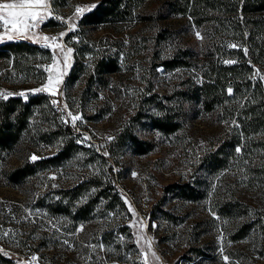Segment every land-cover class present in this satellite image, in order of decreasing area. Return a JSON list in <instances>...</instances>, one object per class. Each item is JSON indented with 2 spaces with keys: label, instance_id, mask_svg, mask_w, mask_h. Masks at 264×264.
<instances>
[{
  "label": "rangeland",
  "instance_id": "374dc122",
  "mask_svg": "<svg viewBox=\"0 0 264 264\" xmlns=\"http://www.w3.org/2000/svg\"><path fill=\"white\" fill-rule=\"evenodd\" d=\"M101 1L49 0L34 31L60 48L0 41L29 45L0 58V97L41 98L20 141L0 153V252L8 264H264V129H240L230 86L213 104L195 91L219 66L243 65L238 28L163 16L164 0H134L123 16L85 24ZM173 58L182 65L161 64ZM104 61L115 70L98 69ZM247 65L240 81L264 87V59ZM60 72L56 95L34 91ZM160 112L178 128H155ZM66 143L56 166L8 180Z\"/></svg>",
  "mask_w": 264,
  "mask_h": 264
},
{
  "label": "trees",
  "instance_id": "16d2710c",
  "mask_svg": "<svg viewBox=\"0 0 264 264\" xmlns=\"http://www.w3.org/2000/svg\"><path fill=\"white\" fill-rule=\"evenodd\" d=\"M132 3L134 0H102L92 11L84 15V23L92 25L123 16L132 7ZM161 9L160 13L163 16L168 12H178L192 18L196 24L208 22L213 25L218 19L219 24L228 23L231 27L238 28L235 31H239L244 42V46L239 48L240 56L244 60L243 65L234 63L219 66L206 76V81L195 91L199 92V95H205L213 104L220 96L225 97L226 88L230 86L232 97L238 98L239 101L237 120L240 129L246 131L247 127H251L254 133L264 129V87L255 84L251 89L250 82L240 81L241 79L246 81V72L242 73L244 63L249 64L247 69L250 72L253 64H258L259 59H264V0H164ZM28 47L29 45L24 41L3 43L0 46V58L10 52L17 55L23 54L29 49ZM110 63V61H104L98 64V69L107 68L108 72H112L115 66ZM161 64L166 69H170L182 65V61L173 58ZM40 99V97L29 96L24 101L21 96L0 97V153L10 150L20 141L23 131L28 128L32 106L39 104ZM151 123L155 128L167 133L173 132L179 126L178 121L173 118L168 119L163 112L157 116H151ZM131 139L134 142L137 140L136 137ZM237 142L238 140L235 144H238ZM233 147L234 144H232ZM70 149L71 143H66L51 156L39 155L36 160L25 161L8 174V180L16 183L39 169H50L63 158L68 157ZM81 187L82 185H77L70 189V192L78 191ZM8 263H10L9 259L0 252V264Z\"/></svg>",
  "mask_w": 264,
  "mask_h": 264
},
{
  "label": "snow or ice",
  "instance_id": "6c2138e0",
  "mask_svg": "<svg viewBox=\"0 0 264 264\" xmlns=\"http://www.w3.org/2000/svg\"><path fill=\"white\" fill-rule=\"evenodd\" d=\"M86 8L77 7L76 12L82 13ZM52 10L49 7V0H4V2H0V41L3 40H13V39H30L33 42H37L39 40L44 41H52L50 44H46V47L52 48H60V45L56 44L55 41L57 37L52 36H37L35 33V29L39 28L41 24L45 23L47 18L51 15ZM59 19V17H57ZM73 26L70 24L69 28ZM65 35L64 32L60 33V36L63 37ZM199 38L200 34H196ZM231 47H235L232 45ZM63 51V49H61ZM72 52L71 48L67 49V53L64 54V66L67 68L68 66V54ZM53 67L52 69H46L48 71H53L55 69L57 58L55 54L52 57ZM225 63H233V61H225ZM63 73L60 72L58 74H50L48 76V82L43 88L35 89V92L47 91L51 95H56L57 87L61 83V77ZM231 92V89H229ZM23 94V93H22ZM7 95H12L8 93ZM53 104L57 102L55 100L52 101ZM71 115V113H69ZM73 121L81 119L80 116H72ZM84 139H88L85 137ZM239 152L240 149L238 148ZM37 157L35 155L32 156V160H36ZM131 210V209H130ZM35 260L36 257H33ZM228 258L225 257V260Z\"/></svg>",
  "mask_w": 264,
  "mask_h": 264
},
{
  "label": "built area",
  "instance_id": "2783aa9c",
  "mask_svg": "<svg viewBox=\"0 0 264 264\" xmlns=\"http://www.w3.org/2000/svg\"><path fill=\"white\" fill-rule=\"evenodd\" d=\"M57 111L59 110L58 107L55 108Z\"/></svg>",
  "mask_w": 264,
  "mask_h": 264
}]
</instances>
